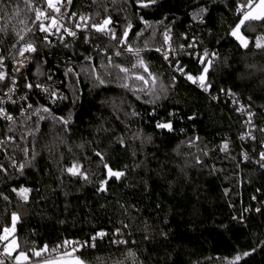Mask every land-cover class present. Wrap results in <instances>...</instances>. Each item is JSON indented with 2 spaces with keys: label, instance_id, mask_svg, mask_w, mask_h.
<instances>
[{
  "label": "trees",
  "instance_id": "1",
  "mask_svg": "<svg viewBox=\"0 0 264 264\" xmlns=\"http://www.w3.org/2000/svg\"><path fill=\"white\" fill-rule=\"evenodd\" d=\"M71 1L89 14V25L110 16L117 36L131 24L128 44L91 27L67 44L53 43L32 23L34 12L23 0H0V55H16L15 33L25 27L32 31L24 42L37 49L16 77L19 90L28 92L31 83L34 91L54 73L66 94L61 106L37 113L46 106L34 91L27 117L0 121V230L16 213L19 251L30 257L45 244L51 249L104 232L96 247L77 254L85 264H229L244 252L250 255L239 264H264V168L258 165L264 48L254 44L264 36V24L241 28L249 41L245 48L230 34L242 0H156L148 7L137 0ZM31 4L45 7L44 0ZM165 33L177 53L169 66L156 51ZM127 46L139 50L155 84L142 68L132 69L137 57ZM201 54L212 61L207 90L186 79L201 75ZM156 123H171L172 130ZM74 163L84 175L66 171ZM108 169L124 175L108 178ZM21 188L31 189L27 200L18 194Z\"/></svg>",
  "mask_w": 264,
  "mask_h": 264
},
{
  "label": "snow or ice",
  "instance_id": "2",
  "mask_svg": "<svg viewBox=\"0 0 264 264\" xmlns=\"http://www.w3.org/2000/svg\"><path fill=\"white\" fill-rule=\"evenodd\" d=\"M24 4L28 7L29 11L34 12L35 19L32 21V23L36 26H38L39 31L44 32L46 34H53L61 33V29H63V32L61 33V36L63 33H67L69 36H76V31L66 27L62 22L61 19H58L55 14H59L61 12V5L65 3V0H45L46 9L41 8H34L31 4V0H23ZM68 4L71 3V0H66ZM137 2L140 4L141 7H148L150 4L155 3L156 0H137ZM237 14H238V23L235 24V27L231 30V36L235 37L243 47H248L249 41L248 39L241 33V28L245 26L246 24L251 28V22H260L261 24H264V0H242L241 3L237 6ZM17 15L19 13L17 12ZM72 16H76V13H72ZM79 20L82 22L75 24L76 28H87L91 27L96 32L102 33V34H110L111 39L116 40L118 44L120 45H127V37L129 35V30L131 29V24L127 26V28L124 30L123 34L120 36H117V34L112 30L110 25L112 24L111 17H106L102 21L98 23H94L89 25L88 21L90 20V17L87 16H80ZM44 21H50V23L45 24ZM21 24L27 25V20H21ZM55 29V32H52V30ZM5 29L0 28V31H4ZM254 30V29H252ZM32 28L25 27L24 29H21V31H17L15 34L17 36L16 44L13 45V47H16L17 45H20L18 52L19 56L21 58L27 59L26 53H33L36 52V47L32 42H24L25 36L28 32H31ZM23 33V34H22ZM47 39V36L45 37ZM165 42H168L170 40V36L165 33L164 35ZM255 47L256 48H264V36L257 37L255 40ZM126 50L129 53H134L137 57V62L132 65V69L136 68H142L144 73H147L148 77L151 78L152 83L155 84L156 77L152 75L151 72H149L148 66L145 64L144 60L140 58L139 50H134L131 46H127ZM156 51H161V49L157 48ZM116 56H120L121 52L117 51L115 53ZM204 56H209V53L205 51ZM164 58L167 60L169 58V55L167 52L164 53ZM3 60L4 57L0 56V68L3 67ZM201 64L205 65L202 69V73L198 77H193L192 75H187V79L192 81L193 83L199 82V86L207 90V86L205 85V74L209 70V66L211 65V60H205L203 58L200 59ZM109 63H111V59H109ZM20 67H24L23 59L19 61ZM117 68H119L120 72H123L125 74L129 73L131 69L122 67L121 65H116ZM180 71H183L182 69H178ZM19 71V69H17ZM71 71V69H69ZM7 78V73L4 71H0V81H4ZM50 78V77H49ZM97 80H99L100 84H104L105 81L101 79L99 76L96 77ZM135 79L139 81H143L145 84L148 83V79H146L145 75L143 74H136ZM15 85L16 81L13 79L12 81V87L9 88L8 93H5V95L8 97V101L15 103V101L12 99L11 95L9 93L15 92ZM28 89H31L33 85L31 83H28L25 85ZM36 88H41L43 91H45L50 97L53 98V102H55V99L58 98L57 94L54 91H50L48 89H43L42 85L36 84ZM122 87L127 88L128 85L124 84ZM63 98V97H59ZM4 103V101L0 100V104ZM29 108L32 107V105H28ZM40 111L48 113L50 112V109L48 107H42L40 109H37V113ZM238 111L243 112L244 108L241 106ZM251 113H249V120L247 123H251ZM0 117H2L5 120L8 121H15V118L10 115L5 108L0 107ZM40 119H45L44 116H40ZM64 124H67V120H62ZM157 128H166L169 131L172 130L171 123H157ZM11 131V129H10ZM261 131H264V129H261ZM247 137L255 139L254 136L251 135V133L246 134ZM13 139L12 137H9V140ZM241 139H245V136H241ZM0 143H3V141H0ZM228 144L225 143L222 145L221 150L227 151ZM99 156L100 153H97ZM245 159H247V155H245ZM260 159L261 161H264V152L260 153ZM264 167V164L261 165ZM23 168V165L20 166ZM107 167V165H105ZM66 171L72 175H84L80 171V166L78 164H73L71 167L67 168ZM124 173L122 172H114L111 169H108V176L109 178L115 177L116 179H119L121 176H123ZM85 179H87V176H84ZM107 184V180H104L101 182L100 190L104 191L105 185ZM15 191V189H14ZM31 191V189L28 188H21L19 190V195L24 199H28V193ZM5 199H7L5 197ZM259 211V209H258ZM11 226L10 227H4L2 230H0V243L3 244V255L10 257L14 260V264H29L30 257L27 252L25 251H19V243L17 239L15 238V231H16V224L19 220V216L16 213L12 214L11 218ZM105 235H107L104 232H99L96 234V236H93L91 238V242H84L79 243L75 241H64L61 245H57L56 247L49 249L48 245H44L40 249H32V255L34 257H43V259L39 262V264H85V261L81 258V255H77L81 251V249L85 247L94 248L96 247L95 241L97 238H103ZM117 243H126V241H117ZM63 248L64 251H59V249ZM48 253L46 256L45 254ZM51 253H57L55 256L51 255ZM15 254V255H14ZM250 255L249 252H244L242 255H236L231 261H229V264H239V261L243 259V257ZM128 256H134V253L129 251ZM0 264H5L4 260H0Z\"/></svg>",
  "mask_w": 264,
  "mask_h": 264
},
{
  "label": "built area",
  "instance_id": "3",
  "mask_svg": "<svg viewBox=\"0 0 264 264\" xmlns=\"http://www.w3.org/2000/svg\"><path fill=\"white\" fill-rule=\"evenodd\" d=\"M33 7L34 8L46 9V7H43L41 5H33ZM72 13H76L77 15L76 16H72L71 15ZM55 15L57 16L58 19H61V17H62L61 22L66 27L76 31V33H77L75 37L69 36V35H67V33H63V35L61 36V33L63 32V29H61V33H56L55 35L47 34L48 37L50 38V40L53 43L57 42L59 44H67V42H70L71 40L76 38L79 34H81L86 28H84V27L76 28L75 24H77V23H81L82 24V22L79 20L80 16L89 17L88 13H79L75 8H73L72 1H71L70 4H68L66 2V0H65V3L61 5V12L59 14H55ZM88 24H89V21H88ZM52 32H55V29H53ZM169 41L165 43V47L164 48L169 47ZM189 44L192 46L193 45V41L191 40L189 42ZM118 48L120 50H123L120 46ZM164 48H162L161 51H159V52L157 51V53L161 56L163 61H165L168 64V66H169L170 65L169 64V58L171 57V55L175 56L177 53L171 52V50L169 52H167ZM165 52H167L168 55H169V58L167 60L164 58V53ZM32 55H33V53H26L27 59L21 58L19 56V52L18 51H17L16 55L12 59H9V58H7V57H5L3 55H0V56L4 57L3 67L0 68V71H4V72L7 73V78L4 81H0V100L4 101V103L0 104V107L5 108L6 111L15 118L14 122L19 121V120H23V118L27 117L30 114V112H31V110L33 108V104L30 101L29 96L34 91L36 93H38V95L43 98V100L45 102V106L48 107L49 109H54L56 107L61 106L66 100V94H65V91L61 87L62 85H61L60 79L54 73L53 74L48 73L47 76H46V82L42 85V87H43V89H48L50 91H54L57 94L58 98L55 99V102H53V98L50 97L41 88H35L34 91L29 89L28 92H23V91L19 90L17 85H15V92L14 93H9V95H11V97L15 101V103H12V102L8 101V97L5 95V93H8L9 88L12 87L13 79L16 81V77L19 76V74L23 73V71L27 67H29L31 65V63H32ZM196 57L199 60L201 58L204 59L203 54L196 55ZM21 59H23L24 67H20L19 61H21ZM17 69H19V71H17ZM188 81L191 84L196 85V87L202 88V87L199 86V82L193 83L190 80H188ZM59 97H63V98H59ZM28 105H32V107L29 108ZM245 116H246V120L248 121V118H247L246 114H245ZM0 121L6 122V123H12L13 122V121L5 120L2 117H0ZM247 121H246V126H247V129L249 130V123H247ZM156 125H157V123H156ZM0 141H3V143H0V155H1L5 151V143H4V140L1 137H0ZM262 152H264V150ZM262 164H264V161H261V159L259 157L258 165H259L260 168H264V167L261 166ZM31 235H32L33 239H36L37 238V231L33 230ZM93 236H96V234L93 235ZM93 236H91L89 239H73V240H68V241H75V242H79V243L82 244L84 242H91V238ZM104 239H105V236L103 238H97V240L95 241V244L97 242H99V241L104 240ZM61 244H59V245H61ZM87 249H93V248L85 247V248L81 249V251L82 250H87ZM59 251L62 252V251H64V249L61 248V249H59ZM56 254L57 253H51V255H53V256H55ZM47 255H48V253H47ZM42 259H43V257H40L36 261H34L32 259L29 262V264H39V262ZM0 260H4L5 264H14V260L12 258L3 255V244L2 243H0Z\"/></svg>",
  "mask_w": 264,
  "mask_h": 264
},
{
  "label": "rangeland",
  "instance_id": "4",
  "mask_svg": "<svg viewBox=\"0 0 264 264\" xmlns=\"http://www.w3.org/2000/svg\"><path fill=\"white\" fill-rule=\"evenodd\" d=\"M44 2H45V0H44ZM45 7H46V4H45ZM258 37H260V36H258ZM235 38V37H234ZM257 38V37H256ZM256 38H255V40H256ZM236 39V38H235ZM237 40V39H236ZM255 40H254V44H255ZM238 41V40H237ZM239 42V41H238ZM165 40H164V43H163V46H161L159 49H162V48H164L165 47ZM239 44L241 45V43L239 42ZM256 48V47H255ZM167 52H169L170 50H171V52H174V53H176V51L175 50H173L172 49V47H166V48H164ZM256 49H258V48H256ZM147 79V78H146ZM151 81V80H150ZM148 83H149V79H148ZM148 87V86H147ZM140 88V87H139ZM143 88V87H142ZM150 88V87H149Z\"/></svg>",
  "mask_w": 264,
  "mask_h": 264
},
{
  "label": "water",
  "instance_id": "5",
  "mask_svg": "<svg viewBox=\"0 0 264 264\" xmlns=\"http://www.w3.org/2000/svg\"><path fill=\"white\" fill-rule=\"evenodd\" d=\"M107 175H108V173H107ZM108 178H109V176H108ZM112 178V177H111ZM45 255H47V253L45 254ZM30 257V256H29ZM40 257H34L33 255L30 257V261L33 259L34 261H36V260H38ZM29 261V262H30Z\"/></svg>",
  "mask_w": 264,
  "mask_h": 264
}]
</instances>
